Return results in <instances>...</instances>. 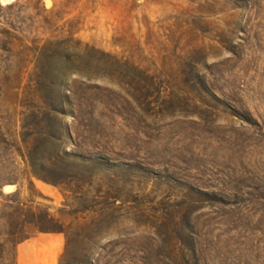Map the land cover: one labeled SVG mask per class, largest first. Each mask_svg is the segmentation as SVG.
Wrapping results in <instances>:
<instances>
[{
    "label": "rangeland",
    "instance_id": "rangeland-1",
    "mask_svg": "<svg viewBox=\"0 0 264 264\" xmlns=\"http://www.w3.org/2000/svg\"><path fill=\"white\" fill-rule=\"evenodd\" d=\"M0 264H264V0L0 3Z\"/></svg>",
    "mask_w": 264,
    "mask_h": 264
},
{
    "label": "trees",
    "instance_id": "trees-1",
    "mask_svg": "<svg viewBox=\"0 0 264 264\" xmlns=\"http://www.w3.org/2000/svg\"><path fill=\"white\" fill-rule=\"evenodd\" d=\"M63 41L58 40H50L46 39L44 42L42 41H29L24 45L26 50H29L32 54L34 60V87H35V95L36 98L41 101L48 110L47 121H57V116H65L67 114V108H70L72 112L70 113L73 120H78L76 116H74V104L73 98L70 96L69 90L63 91H55L53 89L54 85V68L51 66L53 62H57L61 59H64L62 55H59V46ZM72 75H81L77 70H73ZM76 100V99H75ZM73 105V106H72ZM35 121H38L37 116L32 115ZM52 185L55 184L52 180H44ZM48 222H52L51 218L46 215ZM58 231L54 228H42L40 232H54ZM61 232V231H60Z\"/></svg>",
    "mask_w": 264,
    "mask_h": 264
},
{
    "label": "water",
    "instance_id": "water-1",
    "mask_svg": "<svg viewBox=\"0 0 264 264\" xmlns=\"http://www.w3.org/2000/svg\"><path fill=\"white\" fill-rule=\"evenodd\" d=\"M14 1V0H13ZM12 1V2H13ZM11 2V3H12ZM1 3V2H0ZM11 3H9V4H11ZM9 4H6V5H9ZM12 190H15V185H6V186H4V188H3V192L4 193H9V192H11Z\"/></svg>",
    "mask_w": 264,
    "mask_h": 264
},
{
    "label": "bare ground",
    "instance_id": "bare-ground-1",
    "mask_svg": "<svg viewBox=\"0 0 264 264\" xmlns=\"http://www.w3.org/2000/svg\"><path fill=\"white\" fill-rule=\"evenodd\" d=\"M13 0H0L1 4L6 5L11 3Z\"/></svg>",
    "mask_w": 264,
    "mask_h": 264
}]
</instances>
